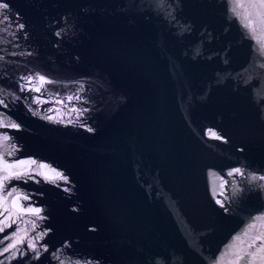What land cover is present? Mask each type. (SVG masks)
Here are the masks:
<instances>
[{
	"label": "water",
	"instance_id": "1",
	"mask_svg": "<svg viewBox=\"0 0 264 264\" xmlns=\"http://www.w3.org/2000/svg\"><path fill=\"white\" fill-rule=\"evenodd\" d=\"M0 2L9 6L0 155L36 161L31 178L5 181L3 193L15 192L4 206L19 194L28 199L18 204L41 209L0 215L10 225L0 250L6 237L24 239L3 264H234L256 251L264 12L255 0ZM41 75L52 83L30 90ZM237 168L244 175L230 176Z\"/></svg>",
	"mask_w": 264,
	"mask_h": 264
},
{
	"label": "snow or ice",
	"instance_id": "2",
	"mask_svg": "<svg viewBox=\"0 0 264 264\" xmlns=\"http://www.w3.org/2000/svg\"><path fill=\"white\" fill-rule=\"evenodd\" d=\"M240 6L243 7L242 4ZM250 6L257 8L261 12H264V0H255L254 3L250 4ZM8 7L9 6L7 3L0 2V10L7 9ZM246 20H247V23L245 25L246 27L251 28L253 26V24L255 23L249 17H246ZM23 28H24V25L20 24L19 29L22 30ZM57 35H59V33H57ZM0 59H3V58L0 57ZM37 80H38L39 87H33L30 90L40 92L45 84L52 83V81L46 79L42 75L38 76ZM27 83L28 84L32 83V77L27 78ZM24 87H25L24 85H21L22 90ZM73 98L74 97H71V96L67 97V99L69 101H71ZM75 99L79 100L80 97L76 96ZM35 102L37 104H39L40 100L38 98H36ZM57 102L62 103L61 101H57ZM0 105H4L3 100H0ZM4 106L6 107V105H4ZM71 111L76 112L77 110L75 108H72ZM47 119L51 120L53 118L51 116H49V117H47ZM5 126L6 125L3 122V120L0 119V128H3ZM7 126L14 128V129H18V127H19L15 123L8 124ZM212 136L216 139H220V137L217 136L215 133H212ZM2 139L4 141H8L9 137L7 135H4L2 137ZM34 164H36V161H33V160H28V161L21 160V161L16 162V163H8L5 161L4 156L0 155V172L4 173V175L2 177H0V215H2L4 213H8V216L5 218L6 220L10 219L11 216L14 215V213L12 212V209H16L17 212L21 216L26 212V213L34 215L36 217H40L41 209L33 208V207L25 208L23 205L18 204V201L21 198H23L25 200L28 199L27 196L21 197L19 194H16L14 199L10 202V205L4 206V205L9 203L7 201V197H12L14 192H15V190L13 189V190L8 191L6 194L3 193V189L5 187V181H7L11 178H17V179L22 178V177L31 178L32 165H34ZM38 167L43 169V168H46L47 166L40 164ZM36 174L40 175L41 173L37 172ZM55 175L58 178L64 179L65 182H67V179L65 177H63L61 173L57 172V173H55ZM229 175L230 176H232V175L243 176L244 173L241 171V169L237 168V169H234L232 172H229ZM252 179H257V178L253 177ZM258 179L264 180V176H261ZM65 190H67V189H65ZM217 203H219L221 207L224 206L222 201L218 200ZM261 219H264V217H262ZM8 226H10V225L7 223H5L4 226H0V233H2L4 231V227H8ZM33 227H35L34 224H33ZM250 227L254 228L255 225H251ZM245 235H247V232L245 233ZM5 239L10 240L11 243L8 246L4 247L3 250H0V255H4V253L9 252L13 249L19 250L18 245L24 243L23 237H19V236H9V237H6ZM256 239L260 240V245L256 249V251H248V252H244L243 254L237 253L234 264H241V262L244 261L246 258H249L248 264H257V257H259L260 264H264V255H260L261 253H264V235H261V236L257 237ZM29 247L32 248L33 251H37L34 243L29 244ZM253 247H256L254 241H253V243H250L248 245L249 249H252ZM37 258H39L38 255H37ZM0 264H3V262L0 261Z\"/></svg>",
	"mask_w": 264,
	"mask_h": 264
}]
</instances>
